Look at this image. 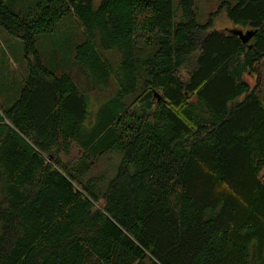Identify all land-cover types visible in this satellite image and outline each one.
<instances>
[{"label":"trees","instance_id":"1","mask_svg":"<svg viewBox=\"0 0 264 264\" xmlns=\"http://www.w3.org/2000/svg\"><path fill=\"white\" fill-rule=\"evenodd\" d=\"M232 1L201 26L194 0L178 23L175 0H0L26 67L0 101V264H264V102L243 80L264 63V0ZM223 13L247 43L213 29ZM66 17L82 81L35 48Z\"/></svg>","mask_w":264,"mask_h":264},{"label":"rangeland","instance_id":"2","mask_svg":"<svg viewBox=\"0 0 264 264\" xmlns=\"http://www.w3.org/2000/svg\"><path fill=\"white\" fill-rule=\"evenodd\" d=\"M37 0H11V7L15 13H23L29 7L33 6ZM195 2V16L198 24L202 26L207 21V15L215 11L218 6L223 2H231L232 5L234 1L232 0H194ZM178 0H175L173 4L175 10L174 23L181 21L180 11L178 10ZM72 17H66L58 24L56 28L55 35H42L35 38L36 42V51L40 57L41 63L43 66L49 69L56 67V63H62L63 67L68 64V61L72 60V46L69 43L79 44L82 42V36L79 34L75 22L72 20ZM215 26L213 29L221 30L223 32H230L236 30L233 28L232 24L226 18V15L219 14L215 19ZM68 44L67 47H63L65 54L62 56H57L55 59H52L54 47L53 45L58 46ZM53 47V48H52ZM23 43L18 38L8 36L5 31L0 28V101L4 100L10 96V99H16L18 92L21 87H23V82L26 77V67L24 62V51ZM71 51V53H70ZM74 60L70 62V65H67L64 68L62 73H73L76 77L82 81L84 80V75L82 71L78 69L77 66L73 63ZM73 63V64H72ZM256 71L252 74H247L244 76L245 82L250 86V88H257V93L259 99L264 102V63L256 65ZM96 86V85H95ZM90 87V86H89ZM90 95V109L93 114V111H98L99 107L111 98L115 94V85L110 83V86L107 88H99L96 86L95 89ZM129 99V98H128ZM127 101V100H126ZM75 149H72L69 157H62L64 162L72 163L76 160L77 154ZM119 155L112 154L101 159L95 168V171L98 173L105 174V176L111 174V177L116 172ZM110 178V177H109ZM261 178L264 182V170L262 171ZM264 184V183H263Z\"/></svg>","mask_w":264,"mask_h":264},{"label":"water","instance_id":"3","mask_svg":"<svg viewBox=\"0 0 264 264\" xmlns=\"http://www.w3.org/2000/svg\"><path fill=\"white\" fill-rule=\"evenodd\" d=\"M231 32H232L233 35L238 36V38L240 39V41L242 43H244V44L247 43L249 41V39L252 37V35H253V33L250 32V31L242 32V30L241 31H239V30H232Z\"/></svg>","mask_w":264,"mask_h":264}]
</instances>
